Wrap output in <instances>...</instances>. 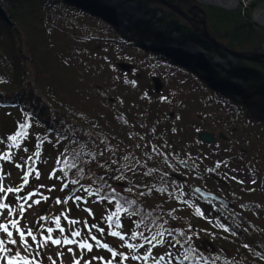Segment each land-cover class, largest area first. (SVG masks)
Here are the masks:
<instances>
[{"label": "rangeland", "instance_id": "obj_1", "mask_svg": "<svg viewBox=\"0 0 264 264\" xmlns=\"http://www.w3.org/2000/svg\"><path fill=\"white\" fill-rule=\"evenodd\" d=\"M188 1L196 2L203 7L209 6L225 11L242 8L251 13V21L264 31V2L252 9L250 5L254 0ZM99 8V12L108 16L109 20L101 17V19L91 20L83 17L75 22V31L69 26L67 28L62 22L59 25L56 21L55 26L58 31L52 32V41L57 50L70 59L75 74H81L83 79H76L77 82L69 87H66L67 83H56L55 89L62 96V100L69 104L76 113L100 119L103 123L99 124V128L107 142V153L111 166L114 167L105 169L103 177L108 184L115 187L123 196L126 193H133V189L129 187L131 183L133 188L141 189L140 199L143 198L145 203L147 198L153 201L150 205L151 211L149 209L151 213L145 223L139 222L140 227L136 228L135 224L138 219L135 222L131 218H124L122 220L125 225L123 231L129 234L131 231H143L149 235V228L154 232L171 229L173 237H168L167 233L165 236L176 244L171 248L176 255L182 256L191 247L209 258L218 255L220 259L215 264H225V262L227 264H249L252 252L248 251L247 255L243 254L234 243L230 244L229 241L221 239L220 232L235 235L232 231V222L246 229L245 221L249 226L258 227L264 235V158H257L258 155L253 154L254 160L250 161L244 154L237 155L233 151L235 147L227 144L226 140L221 137H217L216 140L220 139L218 141L214 139L213 143L207 144L201 141L200 134L212 136L206 131L207 124L215 126L218 129L217 133L221 135L230 132L232 124L223 115V107L210 99L209 92L203 91L202 86L205 84L201 81L196 82L189 73H183L167 64L171 62L170 58L175 62L186 61L185 64H189L188 69L192 70L195 65L205 61L206 57L200 49L188 43L170 44L171 46L161 48L151 47L148 43L140 48L128 47L119 43L116 41V35L123 34L121 32L127 26L130 27L139 20L147 21L148 15L142 12L134 1L102 0ZM123 11H126L128 16H124ZM96 18L99 16L97 15ZM98 21L105 26L108 25L112 30L107 35H103L104 40L102 41H98L97 38L92 40L86 36L87 33L93 31V28L98 32L101 30ZM155 26L153 24L152 27ZM153 53L163 54L164 57L162 55L163 58L159 61L154 56L155 60L151 56ZM175 54L186 57L176 59ZM246 57L248 59L259 57L255 61H261L264 59V54ZM175 62L173 63L177 66ZM212 62L221 67H227L224 61L217 58ZM154 79L158 80L161 85L158 92L155 91ZM230 86H233V82ZM244 89V86L242 89L238 87V95L235 96L242 99L241 91ZM52 116L54 115L49 114V111L45 114L49 123L52 121ZM22 119L23 114L20 115L17 110L0 108V139L13 134ZM91 119L89 121H92ZM31 124L29 136L23 141L22 148L14 152L15 161L19 162L21 156L31 154L35 150L34 146L41 144L40 161L35 165L41 173L40 179L35 180L30 177V186L21 193L24 195L27 191L38 188L39 185H45L44 189L39 190L51 198L48 202L26 213L27 222L34 225L40 215H55L62 207H65L64 205L56 206L55 198L62 199L72 194L70 188L61 191L63 181L55 177L49 179V174L53 169L58 170L59 165L55 161L57 159L67 160L76 146L65 147V144H57L56 137L53 134H47L39 121L31 120ZM233 132L235 140L242 139L241 131L234 129ZM254 146L258 147V145ZM23 147H27L29 152L25 153ZM65 148H67L66 153ZM0 151H7L6 145H0ZM90 152L91 147L87 149L85 155L88 161L92 160ZM61 153L64 154L61 155ZM230 157H233V160ZM226 158L230 161L227 164L222 163L221 161ZM181 161L186 163H181ZM218 163L219 168L216 167ZM0 165H3L6 174L10 173L6 175L5 184L12 186L20 183L22 169H17L14 163L4 161H0ZM150 169L154 171L145 175ZM251 172L255 175H250ZM62 175L57 171V176L62 177ZM82 176L88 181L85 183L91 181L85 172ZM172 176L179 177L181 181L175 180ZM74 178L68 175L67 180ZM252 180L256 183L253 184ZM237 181H243V183ZM52 186H55V191H48V188ZM194 188H201L227 201L232 206V211L227 212L212 201L201 199L193 193ZM104 189L111 190L107 186ZM161 189L164 191H158ZM237 191H242L241 193L247 196L240 202H247L248 207L233 203L235 200L232 199L231 193ZM77 195L85 196L90 202L78 207L70 201L66 206L71 210L69 215L81 220L87 218L90 224L95 222L98 226L104 227L105 234L100 236L97 233L98 239L119 249L121 242L107 234V224L102 219L114 210L113 206L106 202L93 203L91 201L96 197H88L87 193L82 191ZM10 199H12L11 196ZM138 202L143 206L139 199ZM82 208H91L94 216H88ZM139 208L145 210L144 213L148 211L145 205ZM197 208L203 213L202 216L196 213ZM154 209L158 213H164L167 218L159 217ZM155 220L159 223L157 227ZM225 228L229 231H225ZM177 241L179 243H176ZM56 250L52 247L46 251L43 257L45 264H50L46 260V255L54 254ZM119 250L126 251V249ZM154 251L161 255L164 254V248ZM92 255L108 258L110 254L102 249L94 248L87 258ZM63 264H71V254L66 252ZM93 264H98V261H94ZM131 264H136V262H131Z\"/></svg>", "mask_w": 264, "mask_h": 264}, {"label": "trees", "instance_id": "obj_2", "mask_svg": "<svg viewBox=\"0 0 264 264\" xmlns=\"http://www.w3.org/2000/svg\"><path fill=\"white\" fill-rule=\"evenodd\" d=\"M101 1L0 0V108L15 109L20 115L28 113L32 121L40 122L47 134L56 137L57 144H65V147L76 146L67 161H76L83 172L74 175L75 169H69L63 164H58V170L63 167L75 178L85 172L91 181L85 183L88 181L83 178L81 184L91 185L93 190L101 186L102 181L97 177L104 176L107 169L101 165L107 162L109 168H114L107 153V142L99 128L103 123L100 119L76 113L55 89L56 83H67L66 87H69L83 77L81 74H75L70 59L57 50L52 41V32L58 31L56 21L59 25L62 22L67 28L69 26L75 31V22L83 17L91 20L101 18L109 20L108 16L107 18L99 12ZM128 1L136 2L137 7L148 15V20L145 22L139 20L134 25L127 26L121 32L123 34L116 35V41L137 48L145 43L156 48L188 43L200 49L206 59L195 65L192 70L188 69L189 64H185L186 61L175 62L170 57L172 64H167L183 73H189L196 82L201 81L205 84L202 86L203 91L209 92L210 99L223 107V115L232 124L230 132L224 135L217 133L218 129L213 125L207 124L206 131L210 132L215 140L217 137L225 139L227 144L235 147L233 151L237 155L244 154L250 161L254 160L253 154H257V158H264V59L254 61L246 57L264 54V31L251 21V13L242 8L225 11L209 6L203 7L188 0H166L184 14L183 18L153 0ZM263 2L264 0H254L250 8H256ZM97 15L99 18H96ZM100 21L99 32L93 28V31L86 34L92 40L97 38L98 41H102L103 35L112 31L108 25L105 26ZM201 22L205 23V29L213 41L198 32L197 28H201ZM152 23L156 25L154 28ZM162 55L153 53L151 56L160 61L164 57V55L161 57ZM215 58L224 61L227 67L214 64L212 61ZM173 62L178 65H174ZM232 82L233 86H230ZM242 85L245 89L241 91L243 96L240 99L241 97L237 98L235 95H238V87L243 88ZM47 111L54 115L51 117V123L45 117ZM89 117L92 121H89ZM234 129L241 131L242 139L235 140ZM89 147L92 160L95 156L93 161L85 159ZM230 159L233 160V157ZM230 159L226 158L221 162L227 164ZM89 169H93V172L90 173ZM250 175L254 176L255 173L251 172ZM71 187L73 186L70 185V190ZM129 187L133 189V193H126L123 197L134 200L139 211V215L131 219L145 223L151 213L150 205L153 201L147 198L145 203L143 198L140 199L141 189L133 188L131 183ZM107 192L109 191L103 188V193ZM241 192L231 193L232 199L235 200L233 203L248 207L247 202H240L247 197ZM136 197L143 206L145 205L147 213L139 208L143 206L138 204ZM213 203L227 212L232 211L230 204L226 207ZM156 213L159 217L167 218L164 213L157 211ZM155 224L156 227L159 226L156 220ZM244 224L246 229L232 222V231L235 235L220 232L221 239L229 241L230 244L234 243L245 255L248 251L252 252L249 264H264V259L261 258L264 256V235L258 227L249 226L245 221ZM245 244L248 248L244 247Z\"/></svg>", "mask_w": 264, "mask_h": 264}, {"label": "snow or ice", "instance_id": "obj_3", "mask_svg": "<svg viewBox=\"0 0 264 264\" xmlns=\"http://www.w3.org/2000/svg\"><path fill=\"white\" fill-rule=\"evenodd\" d=\"M31 127V116L24 113L23 119L17 124L14 133L7 135L5 139H0V145L7 147V151H0V161L14 163L17 169L23 170L20 183L9 186L5 184V179L6 175H10V173L6 174L3 165H0V264H45L44 254L52 247L57 250L54 254L46 255V260L50 264H63V257L66 252L71 254V264H93L94 261H98V264H131V262L149 264L150 261L151 264H185V262L187 264H215L220 259L218 255L211 258L206 257L202 252L191 247L182 256H177L171 251V248L175 247L176 244L165 236V233L168 237L172 236L173 230L171 229L152 232L149 228L148 231L151 232V235H146L143 231L125 233L123 231L125 225L122 220L139 215V211L135 207L136 202L123 197L115 187L108 184L103 176L97 177L102 183L95 190L92 189L91 185L81 184V180L84 178L82 175L68 181L69 173L63 167L59 170L53 169L49 174V179L54 177L61 179L63 181L60 187L61 191L69 189L70 185L73 186L71 187V195L63 199L57 197L54 200L56 206L64 205L65 207H62L55 215H40L34 225H30L27 222L26 213L51 199L39 190L44 189L45 185H39L38 188H33L21 195L30 186V177L39 180L41 176L40 171L35 167L40 161L41 144H36L35 150L31 154L21 156L19 162L15 161L14 150L22 148L23 141L29 136ZM23 151L28 153L29 149L23 147ZM64 152H67V148L64 149ZM63 154L61 153V155ZM42 162L46 163V161ZM55 163L66 165L69 169H75L74 175L83 172V169L75 161L57 159ZM112 163L116 162L112 161ZM181 163L186 162L181 161ZM101 166L109 167L110 165L105 162ZM216 167L219 168L220 164L218 163ZM57 171L63 174L62 177L57 176ZM151 171L154 170L150 169L149 173H145V175L150 174ZM89 172H93V169H89ZM232 179L235 180L236 178L232 177ZM237 182L243 183V181ZM252 183L255 184L256 181L252 180ZM76 185L79 187H75ZM105 186L111 189L107 193H103ZM48 191H55V186L48 188ZM81 191L87 193L88 197H96L95 200L91 201L93 203L106 202L113 206L114 210L103 216L102 219L107 224V234L117 238L121 242L119 249H126V251H120L117 247L110 246L109 243L98 239L97 233L100 236L105 234L104 227L98 226L95 222L90 224L87 218L81 220L69 215L71 210L66 206L70 201L78 207L90 202L85 196L77 195ZM125 191L129 190L125 189ZM196 191L199 192L200 190L196 189ZM82 211L87 212L90 217L94 216L91 208H82ZM196 213L203 215L199 208L196 209ZM135 227L139 228L140 223L137 222ZM224 230L229 231L227 228ZM166 245L167 247H165ZM244 247L248 248V245L245 244ZM94 248L106 251L110 254L109 257L92 255L87 258ZM158 248H164V254L161 255L154 251ZM261 258L264 259V256Z\"/></svg>", "mask_w": 264, "mask_h": 264}, {"label": "water", "instance_id": "obj_4", "mask_svg": "<svg viewBox=\"0 0 264 264\" xmlns=\"http://www.w3.org/2000/svg\"><path fill=\"white\" fill-rule=\"evenodd\" d=\"M153 1L159 2L160 4H162L163 6L167 7L168 9H170L171 11L175 12L177 15H179V16H181L183 18L185 17L184 14L177 7H175L171 3L167 2L166 0H153ZM197 29H198V32L200 33L201 36L205 37L208 40L213 41L209 37V35H208V33H207L206 29H205V23L204 22H201V28H197ZM260 58H262V57H260ZM250 59L255 61V60L259 59V57H251ZM154 85H155V91L158 92L159 89L161 88V85L158 82V80L154 79ZM199 138H200L201 141H203L204 143H207V144L214 142V138L211 135H209V134H200ZM173 178L176 179V180H180V178L176 177V176H173ZM196 189H199L200 191L197 192ZM193 190L203 200H211V201H213L215 203H218V204H221L223 206H227L228 205V203L225 200L217 197L216 195H214L212 193L206 192V191H204L201 188H194Z\"/></svg>", "mask_w": 264, "mask_h": 264}, {"label": "bare ground", "instance_id": "obj_5", "mask_svg": "<svg viewBox=\"0 0 264 264\" xmlns=\"http://www.w3.org/2000/svg\"><path fill=\"white\" fill-rule=\"evenodd\" d=\"M125 1H128V0H125ZM203 1H205V0H203ZM206 1H208V0H206ZM128 4H131V3H128ZM129 7L132 8V6H129ZM121 10H122V9H121ZM121 10H120V11H121ZM123 13H124V16H128V13H127L126 11H123ZM124 18H125V17H124ZM128 18H129V17H128ZM128 18H127V19H128ZM177 53H179V54H183L181 51H177ZM175 55H176V54H175ZM183 56H184V55H180V56H177V55H176V59H182ZM177 57H178V58H177ZM184 57H186V56H184Z\"/></svg>", "mask_w": 264, "mask_h": 264}]
</instances>
